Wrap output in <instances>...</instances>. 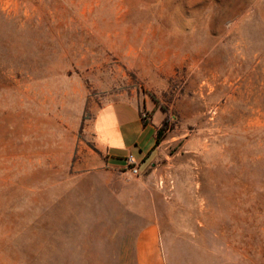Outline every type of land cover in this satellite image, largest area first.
<instances>
[{"label": "rangeland", "instance_id": "obj_1", "mask_svg": "<svg viewBox=\"0 0 264 264\" xmlns=\"http://www.w3.org/2000/svg\"><path fill=\"white\" fill-rule=\"evenodd\" d=\"M117 103L168 119L138 175L97 139ZM147 235L264 264V0H0V264H137Z\"/></svg>", "mask_w": 264, "mask_h": 264}, {"label": "crops", "instance_id": "obj_2", "mask_svg": "<svg viewBox=\"0 0 264 264\" xmlns=\"http://www.w3.org/2000/svg\"><path fill=\"white\" fill-rule=\"evenodd\" d=\"M141 113L142 111L134 105L117 103L105 108L97 116L96 132L99 145L115 165L125 161L129 155L134 156L136 150L139 151L140 158H134L139 163L151 156L159 124L153 121L144 125ZM143 164L141 163V166ZM136 260L137 264H162L151 235H147L143 242L138 243Z\"/></svg>", "mask_w": 264, "mask_h": 264}, {"label": "trees", "instance_id": "obj_3", "mask_svg": "<svg viewBox=\"0 0 264 264\" xmlns=\"http://www.w3.org/2000/svg\"><path fill=\"white\" fill-rule=\"evenodd\" d=\"M144 125H147L148 122L147 120L143 117V115L141 114ZM167 127H168V119H166L162 126L157 130L156 135H155V139H156V145H159L162 143V141L165 139V132L167 131Z\"/></svg>", "mask_w": 264, "mask_h": 264}, {"label": "built area", "instance_id": "obj_4", "mask_svg": "<svg viewBox=\"0 0 264 264\" xmlns=\"http://www.w3.org/2000/svg\"><path fill=\"white\" fill-rule=\"evenodd\" d=\"M125 162L129 167V171L132 175H138L141 170V164L134 158V156L129 155L125 158Z\"/></svg>", "mask_w": 264, "mask_h": 264}]
</instances>
